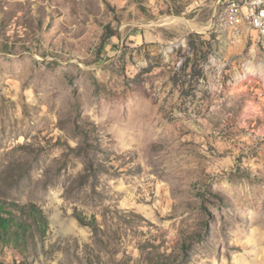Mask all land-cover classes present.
<instances>
[{"label": "rangeland", "instance_id": "obj_1", "mask_svg": "<svg viewBox=\"0 0 264 264\" xmlns=\"http://www.w3.org/2000/svg\"><path fill=\"white\" fill-rule=\"evenodd\" d=\"M215 4L0 0V264H264V39Z\"/></svg>", "mask_w": 264, "mask_h": 264}, {"label": "built area", "instance_id": "obj_2", "mask_svg": "<svg viewBox=\"0 0 264 264\" xmlns=\"http://www.w3.org/2000/svg\"><path fill=\"white\" fill-rule=\"evenodd\" d=\"M210 28L238 43L256 32L264 39V0H216Z\"/></svg>", "mask_w": 264, "mask_h": 264}, {"label": "trees", "instance_id": "obj_3", "mask_svg": "<svg viewBox=\"0 0 264 264\" xmlns=\"http://www.w3.org/2000/svg\"><path fill=\"white\" fill-rule=\"evenodd\" d=\"M11 217L12 215L4 212L3 209H0V230H1L0 235L2 236V238L8 236L9 231L14 230L15 227L18 226L17 224H15V221L12 220ZM14 235L19 236L17 231L14 232Z\"/></svg>", "mask_w": 264, "mask_h": 264}]
</instances>
